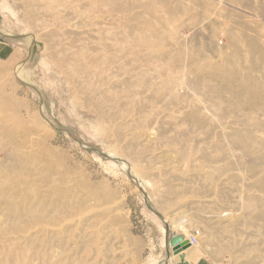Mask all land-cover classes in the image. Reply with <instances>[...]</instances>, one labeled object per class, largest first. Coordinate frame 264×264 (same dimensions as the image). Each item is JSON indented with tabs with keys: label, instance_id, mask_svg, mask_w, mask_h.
Returning <instances> with one entry per match:
<instances>
[{
	"label": "rangeland",
	"instance_id": "1",
	"mask_svg": "<svg viewBox=\"0 0 264 264\" xmlns=\"http://www.w3.org/2000/svg\"><path fill=\"white\" fill-rule=\"evenodd\" d=\"M134 1L130 13L111 16L102 8L90 12L88 0H0V124L13 126L10 138L0 140V165L16 162L4 153L9 140L29 135L37 116L42 117L48 129H33L27 136L32 142L18 152H43L28 163L36 181L29 188L39 187L45 195L50 188L44 180L52 179L57 196L55 205L44 204L43 220L59 219V226L70 223L58 232L62 239L57 232L49 233L57 243L48 247L54 264H177L171 238H189L198 230V245L188 255L193 264H264L255 260L264 254V240H253L257 232L249 226L244 196L251 187L254 201L264 197V164L242 153L247 142L243 135L264 137V105L234 102L245 98L246 90L259 91L250 99L264 95V58L260 72L240 68L238 82L225 86L227 90L211 75L224 66V58L234 56L238 43L244 44L233 36L251 34L255 26L264 31V0H171L172 6L189 7L191 14H181L176 23L161 28H151L157 18L143 10L152 0ZM168 15L161 13L165 20ZM139 16L144 30L131 31ZM139 33L148 41L133 45L142 57L150 54L151 46L174 55H155L150 67L159 75L148 72L145 78L150 82L157 77L159 85L166 78L177 80L172 93L161 94L160 112L140 111L122 95L120 82L112 90L100 85L99 79L112 76L117 82L125 77L118 66L121 61L131 64L130 52L120 60L116 50H107L109 58L118 60L112 67H99L100 78L95 65L86 68L93 47L99 52L104 47L103 38L129 49ZM166 33L160 42L157 38ZM3 35L15 36L25 48ZM178 52L181 61L175 58ZM249 63L254 64V58ZM19 64L22 68L15 70ZM197 70L206 75L204 90L195 87L201 78ZM109 90L115 98L109 97ZM150 112L153 116L147 120ZM195 113L203 114L197 121L214 119L209 139L204 135L207 128H192L185 121ZM172 118L181 125L180 133L175 127L162 131ZM229 161L241 166H227ZM38 202L33 203L35 211ZM55 252L61 253L59 258Z\"/></svg>",
	"mask_w": 264,
	"mask_h": 264
},
{
	"label": "bare ground",
	"instance_id": "2",
	"mask_svg": "<svg viewBox=\"0 0 264 264\" xmlns=\"http://www.w3.org/2000/svg\"><path fill=\"white\" fill-rule=\"evenodd\" d=\"M155 2H156L155 0H152L143 7V10L148 14H150V16L157 18V20L154 21L155 24L152 25L151 28L154 26L158 28L164 26L168 27L170 26V22L176 23L179 16H181V14H185V15L191 14V9L189 7H184L181 4H180L181 8L177 7L176 6L177 4L175 6H172L171 0H163V4L161 6H158L157 4H155ZM135 4L136 2L134 0L130 4H125L122 1L118 2V0H88L87 8L90 10V12H95L96 10L100 11V8H102L104 12L112 16L114 14L116 15V13L119 12H121L122 14L130 13L131 9L134 8L133 6H135ZM163 11H166L169 14L168 15L169 18L167 20H165V17L164 18L161 17V13ZM135 19H137L138 21L136 24H133L130 27V30L131 31L138 30L139 32H141V30H144V27L141 26L142 22L140 21L142 18L139 16ZM147 27H150V25L147 24ZM174 30L176 29H173V32ZM253 31L254 32H251V34L248 32H242L241 34L233 36L234 41H236L237 39L243 40L244 44L238 43V46L234 48V56L231 57V59H234L232 61V64H230L229 62L231 59L224 58L226 59L224 62V66H222V68L215 69V71L212 72L211 75L213 76V79H216L222 83L220 87L222 91L227 90L226 87H230L231 83L238 82V78H240V74H239V71L241 70L240 68L248 69L251 71L256 70L260 72L262 66L260 60L261 57L262 59L264 58V42H263L264 31L262 29H259L257 26L254 27ZM163 36L167 37V33L166 35L163 34L162 36H159L157 39L160 42H162L163 39H165ZM4 37H7L8 41L16 44L19 47V49L23 50L25 48V44L23 43V41L21 40L18 41V38H16L15 36L13 37L4 36ZM115 38L121 39L120 34H117ZM144 39L145 37L140 33L136 34L135 38L132 39V43L130 44L129 49H126L125 47H123V44L120 43V41H117V43L114 45H109L107 43V40L103 38L102 42L104 47L102 49L100 48L101 49L100 52L98 50L99 49L98 47H93L94 52L88 58L90 65L88 64L86 67L87 69L89 67H92L91 63L92 65H95L97 69L96 72L97 76H99L98 78H100L103 75V73L100 71L99 67H101L102 69L106 65L112 67L111 65L113 64L111 63H116L118 57L120 60L121 58H126L128 52H130V55L133 56V61L131 62V64L130 61L126 64L123 61H121V64H119L118 66L119 72L123 76H125L123 79H119L117 82H114L113 77L111 76L108 78L99 79V81H101L100 82L101 86L104 87L106 85L111 90L113 86H118L119 82L121 85L123 84L124 88L122 91V95L124 97H127V99H130V102L133 105L134 104L137 105L138 106L137 108L142 112L146 108L148 109L150 108V110L152 109V111H155L157 109V104L163 100L162 95L164 93H172V89H175V85H176L175 83L177 81L173 78H169V79L166 78L162 80V83H160V85L154 82L155 78L157 77H153L150 80V82L146 81L145 78H147L148 72H153L155 76L159 75L158 71L154 67H150L152 66L151 63H154V61H156V59H154L155 55L162 53V55H169L171 58L174 57V55L172 53H166L165 49L162 51L164 47L158 48L157 46L156 47L151 46L150 47L151 49L148 48L150 54H147L146 56L142 57L140 55L138 47L135 49L133 45L144 46V44L148 42V41L146 42ZM110 49L116 50V53H119L117 58H113V57L109 58L107 56L106 51ZM102 54H104L103 58L100 57V55ZM241 54H244V57L242 58L243 61L237 62L236 59L241 58ZM82 56L85 57V54H82L81 57ZM177 57L178 60L181 61L182 59L181 52H178V54L175 55V58ZM252 58H254V64L252 65H254L255 67H253L249 63V61ZM142 66L148 67L147 71L140 69L142 68ZM3 67L4 65H0V72L3 70ZM20 67L22 68V64L16 67L15 70L19 71V69H21ZM137 69H139V72H135L133 74V72ZM16 73L18 72L16 71ZM261 73H263L262 70ZM197 74H200L199 77L201 78H199L200 82H198V85L196 84L195 87L197 89L200 88L201 90H204L206 86V79H205L206 75L205 73L200 72V70L199 71L197 70ZM246 79L247 81L249 80V78ZM255 82L257 81L255 80ZM89 87L91 88L92 84H89L88 88ZM179 87L182 86L179 85ZM185 87L190 89V86L188 85H185ZM240 91H245V89H241ZM146 93L148 95H151V97L148 98L146 95H144ZM245 93L247 94L245 98L238 97V100H235L234 102L235 103L238 102V104H240L241 103L240 101L243 100L246 101V103L248 104L250 103L252 108L255 107V105L256 106L264 105L263 94L253 95L254 96L253 99H250L251 94L259 93L258 90L256 89H254L253 91L246 90ZM97 94H98L97 92H93V95H97ZM108 94L110 98H115L112 91L109 90ZM171 95L174 96L173 94ZM102 96L104 95L102 94ZM174 98L176 99V96L166 100H168L167 101L168 103H171L172 101L175 100ZM212 104L215 106L214 103ZM238 104H235V106H238ZM159 109H161V107H159L158 110ZM152 116L153 114H151L150 112L149 115H145V118L148 120ZM197 116H203V114L195 113L193 117L192 115H188L187 117L189 118H186L185 121L188 122V124L192 125L191 126L192 128L198 126L199 127L203 126L207 128V132H205L204 135L205 138L209 139L212 134L211 131L213 130L214 127V123H213L214 119L206 118L208 121L205 120L206 122H202L199 120L197 121L198 119ZM41 118L42 117L39 118V116H37L34 122L35 128L33 127V129L35 130L48 129L47 124ZM176 120L177 118L176 119L172 118L168 123H165V126H163L162 131L165 132V130L172 129L175 127L176 131L180 133L182 127L181 125L178 126ZM12 129L13 126L10 125L2 126L0 124V140L4 138H10L11 132L13 133ZM33 129L32 128L30 129L31 132ZM31 132L29 133V135L31 134ZM152 134L154 133L151 132L150 134H148L149 139ZM29 135H25V137ZM242 137L247 140L246 143H243L242 153L246 156L254 157L255 163L261 161L264 164V137H258L255 135L252 136L250 132L249 134L243 135ZM24 138L19 137L18 135L12 136L11 140H9V144L7 145L8 151L7 149H5L6 151H4V153L6 152L8 157L14 159L16 162L13 164L5 163V165L3 164L0 165V215L5 211L3 218L0 217V264H54L52 263V255L48 253V250L54 247L55 244L57 243L53 236L48 238V236L50 235L49 233L51 232L55 234V232H57L56 235L59 236L60 233L58 232H62V231L64 232V230L69 227L70 223L68 220H66L63 226H59V224L62 222L59 221V219L55 221L49 217L48 222H45L43 220V217L45 216V214H47L43 209L44 204L50 203L51 205H55L54 197L57 196L56 188L54 182L48 176L44 181L46 182L47 185H49L50 190L46 191L45 195H42L41 190L38 189L39 187H35V188L33 187L32 188L33 190L29 188V186H34L33 184L36 181L35 180L34 182L32 181L31 173L33 171V168H31V166L28 163L30 162L32 157H34L35 159L41 158L43 156L42 155L43 152H38V151L37 152L32 151L31 153L26 151H24V153L18 152L19 149L26 146V143L32 142L30 138L27 137L29 141H24ZM250 139L252 140L250 141ZM2 151L3 148L0 146V152ZM221 153L222 152H220V154ZM215 159L216 158L210 157L209 160H215ZM17 164L19 165L18 167H16ZM227 166L240 167L241 163L238 162L231 163L229 161ZM262 174L264 176V172ZM262 174H261L260 182L263 185L264 178H262ZM37 179L41 181L40 176ZM263 190H264V185H263ZM251 191L255 192L253 188L247 187L246 193L244 192V196L247 197L246 199L248 201V206H247V212H249L248 223L250 227L256 228L257 233L253 236V240L255 241H257L258 239L264 240V197L260 196L259 200L254 201L253 196L250 194ZM231 194H233L232 189H231ZM35 200L39 201L38 203L40 204V205L37 204L36 211L34 210V205H33ZM6 211L9 212L7 213ZM257 220H260L262 224L258 225L259 222L256 223ZM178 222L182 225V220H179ZM56 227L58 228V231L54 229ZM164 232L166 233L167 231L164 229ZM60 238L62 239V237ZM184 239L189 244V247L187 249H184L183 253L180 255L183 257L185 256L186 260L190 263L188 255L195 246H191L188 237ZM60 244H62V242ZM60 254L61 253H57V252L53 253L54 257L56 258H59ZM180 255L175 256L179 261H181ZM255 260L264 263V254L263 255L259 254L258 257L255 258Z\"/></svg>",
	"mask_w": 264,
	"mask_h": 264
},
{
	"label": "water",
	"instance_id": "3",
	"mask_svg": "<svg viewBox=\"0 0 264 264\" xmlns=\"http://www.w3.org/2000/svg\"><path fill=\"white\" fill-rule=\"evenodd\" d=\"M170 244L174 248L175 255H177V256L182 254L183 250L187 249L189 247V244L185 241L184 237L179 236V235H174L171 238ZM180 259H181V261L178 264H190L186 260L185 256L183 257L180 255Z\"/></svg>",
	"mask_w": 264,
	"mask_h": 264
},
{
	"label": "built area",
	"instance_id": "4",
	"mask_svg": "<svg viewBox=\"0 0 264 264\" xmlns=\"http://www.w3.org/2000/svg\"><path fill=\"white\" fill-rule=\"evenodd\" d=\"M199 236H201L200 230L194 232L192 235L189 236V243H191V246H197L198 245V237Z\"/></svg>",
	"mask_w": 264,
	"mask_h": 264
},
{
	"label": "crops",
	"instance_id": "5",
	"mask_svg": "<svg viewBox=\"0 0 264 264\" xmlns=\"http://www.w3.org/2000/svg\"><path fill=\"white\" fill-rule=\"evenodd\" d=\"M191 264H193V262L190 261Z\"/></svg>",
	"mask_w": 264,
	"mask_h": 264
}]
</instances>
